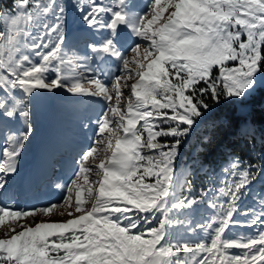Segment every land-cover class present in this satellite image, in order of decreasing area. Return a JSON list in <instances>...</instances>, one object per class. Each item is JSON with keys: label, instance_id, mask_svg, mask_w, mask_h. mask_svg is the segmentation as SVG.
<instances>
[{"label": "snow or ice", "instance_id": "snow-or-ice-1", "mask_svg": "<svg viewBox=\"0 0 264 264\" xmlns=\"http://www.w3.org/2000/svg\"><path fill=\"white\" fill-rule=\"evenodd\" d=\"M58 92L97 110L21 207ZM0 264H264V0H0Z\"/></svg>", "mask_w": 264, "mask_h": 264}, {"label": "rangeland", "instance_id": "rangeland-1", "mask_svg": "<svg viewBox=\"0 0 264 264\" xmlns=\"http://www.w3.org/2000/svg\"><path fill=\"white\" fill-rule=\"evenodd\" d=\"M69 36L71 41L74 26L70 29ZM96 110V106L86 97H72L62 92L43 97L35 122V135L21 158L20 176L13 185V195L9 202L21 207H31L59 199L58 192L45 188L46 173L50 170L52 161L60 159L73 149H79L82 139L79 119L82 114H94ZM52 219L57 220L59 217L53 216Z\"/></svg>", "mask_w": 264, "mask_h": 264}, {"label": "trees", "instance_id": "trees-1", "mask_svg": "<svg viewBox=\"0 0 264 264\" xmlns=\"http://www.w3.org/2000/svg\"><path fill=\"white\" fill-rule=\"evenodd\" d=\"M7 2H10V0H7ZM257 119L259 120V115H257ZM226 144H227V142H226ZM232 150L234 153H240V149L238 147H234ZM221 151H218L217 153H214V154L209 155L207 157V165L208 166L216 167L223 161V156L221 155ZM240 154L243 157L244 154L243 153H240ZM184 157H185V153L182 150L181 160H183ZM204 182H206V177L203 174H201L197 179V184H201Z\"/></svg>", "mask_w": 264, "mask_h": 264}, {"label": "bare ground", "instance_id": "bare-ground-1", "mask_svg": "<svg viewBox=\"0 0 264 264\" xmlns=\"http://www.w3.org/2000/svg\"><path fill=\"white\" fill-rule=\"evenodd\" d=\"M44 159H45V158H44ZM42 195H43V194H42ZM42 195H41V196H42ZM44 195H45V194H44Z\"/></svg>", "mask_w": 264, "mask_h": 264}]
</instances>
